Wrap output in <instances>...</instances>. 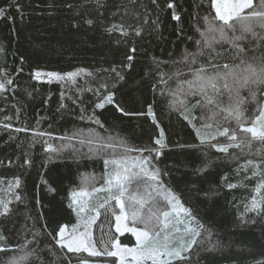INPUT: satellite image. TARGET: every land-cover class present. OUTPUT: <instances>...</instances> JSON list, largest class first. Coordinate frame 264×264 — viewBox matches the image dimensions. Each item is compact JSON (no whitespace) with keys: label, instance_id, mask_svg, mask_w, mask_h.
Returning a JSON list of instances; mask_svg holds the SVG:
<instances>
[{"label":"trees","instance_id":"1","mask_svg":"<svg viewBox=\"0 0 264 264\" xmlns=\"http://www.w3.org/2000/svg\"><path fill=\"white\" fill-rule=\"evenodd\" d=\"M69 3L73 8L67 7ZM121 3L126 0H107L106 8L98 12L94 0H0L7 17H0V83L6 88L0 91V201L8 202L10 209L6 216H0V234L7 237V244L0 243V248H8L0 251V262L26 257L20 264H37L35 256L27 255L36 248L39 264H79L81 259L90 264H116L115 257L68 253L52 238L58 239L64 226L74 233L82 231L85 220L94 215L88 208L107 201V211L100 210L95 224L94 239L99 250H103L101 237L105 242L117 239L115 200H110L106 191H92L102 187L101 177L106 179L114 169L104 165L108 152L100 141L106 144L114 140L146 150L131 151L134 154L153 157L160 179L182 209L171 212L173 223L182 217L187 221L183 211L189 208L203 225L184 264H260L264 261V225L258 222L241 227V221L255 218L248 207L253 197L264 196V189L255 191L260 176H253L246 166L249 159H264V143L253 140L249 148L246 143L251 138L239 133L245 144L230 148L228 153L201 145L192 126L177 111L176 102L184 97L172 95L182 80L191 79L189 69L180 62L181 55L186 49L197 51L192 41H202L208 35V21L215 15L211 0H156L155 4L138 0V10L147 11L148 23L140 37L117 45L118 34L109 36L104 26L118 22L123 10L118 13L117 5ZM169 3L175 7L169 8ZM173 14L180 19H174ZM81 16L95 19V25L89 27ZM133 46L138 49L134 67L122 70L124 81H114L113 74L104 70L118 66L124 52ZM232 59L228 52L219 62ZM80 68L93 76L80 75L74 82L45 81L35 76L37 72L63 74ZM161 73L166 74L167 83L161 82ZM9 79L13 81L10 85L6 83ZM105 83L115 93V103L96 108L108 91L100 87ZM247 91L242 89V95ZM115 105L129 114L118 112ZM231 123L221 126L231 129ZM217 126L201 132L217 135L211 143H229L218 135ZM156 139L165 146L156 145ZM82 188L89 195L76 199L87 205L84 212L72 196ZM165 194L162 189L156 197L158 209L166 206ZM33 233L39 234V245L18 247L26 239L31 241ZM119 242L128 246L136 243L129 233L120 236Z\"/></svg>","mask_w":264,"mask_h":264},{"label":"snow or ice","instance_id":"2","mask_svg":"<svg viewBox=\"0 0 264 264\" xmlns=\"http://www.w3.org/2000/svg\"><path fill=\"white\" fill-rule=\"evenodd\" d=\"M153 4L156 0H151ZM94 6L99 12L106 8L107 0H94ZM73 8V4L67 5ZM169 8L175 7L173 3L168 4ZM211 7L215 10V15L208 21L207 34L202 41H192L197 51L185 50L181 55V63L189 69L191 79L185 78L179 86L172 92L173 96H183V100L176 102L179 115L183 117L193 128L200 144H208L211 148L220 153H228L230 148H241L245 140L238 134H250L251 139L247 140L246 146L251 148L252 141L264 143V0H211ZM123 10L119 15L118 22H109L104 26V32L111 36L117 33L115 43L117 45L130 42L131 37H140L144 30V25L148 23L145 18L147 11L141 13L138 10V0H126V3L117 5V12ZM81 15V13H77ZM174 19L179 20L178 15ZM0 17L7 18L5 9L0 8ZM84 23L89 27L95 25L96 20L84 18ZM191 40V37L188 38ZM248 41V43H245ZM227 44L230 47L225 48ZM220 46V50L217 49ZM138 51L136 47H130L124 52V60L116 67H109L105 72L113 74L114 81H124L123 69L134 67V54ZM231 52L232 61L220 63L225 59V53ZM204 58L203 62L201 58ZM238 61V63L236 62ZM159 67V62H157ZM180 73H176L179 75ZM41 73L35 74L36 78L41 77ZM48 77L61 81H75L80 75L93 76L92 72L84 68L74 72L59 73L50 72L44 74ZM166 74L161 73V82L167 83L164 79ZM7 84H12V80H7ZM101 89H108L107 93L101 97V102L95 105L96 108H104L105 104H114L115 93L102 84ZM247 89V94L242 95L241 90ZM5 83H0V91H5ZM155 90V86H154ZM227 95L228 103L224 104V96ZM116 110L124 115H128L122 107L115 105ZM151 113V105L149 106ZM223 114L222 119L228 123L235 122L236 127L217 126L219 136L226 137L229 143H211L217 140V135L202 134L201 129L213 127L212 121ZM153 118L154 114H153ZM83 119V117H81ZM100 124L99 119L95 121ZM199 124V127L197 126ZM10 127V125H5ZM103 127V125H101ZM20 131V129H17ZM161 134L162 131H161ZM47 135V133H41ZM85 141L81 140L83 144ZM89 144L91 140L87 141ZM101 147L123 149L118 156L114 153L112 157L104 159L105 166H115L104 180V185L100 188H93L94 192L106 191L110 193V200H115L119 204L120 212L115 215V228L117 232H131L136 239L134 247L127 244L121 245L119 240L104 241L101 237L100 244L103 250H99L96 241L91 239V225L95 223L101 215V209L107 211L108 202H102L97 207L88 208L89 212L94 213L85 220V231L78 237L65 238L66 227L59 229L58 236L52 238L60 245L61 249H67L68 253H88L89 257H115L118 264H184L190 259V252L193 246L197 245V237L201 235L199 229L202 224L192 215L191 209L184 208L187 223L184 220H170L171 212L160 210L157 207L156 197L161 190L166 193L163 197L167 205L175 210L178 198L171 194V190L164 185L160 169L153 164V157L143 156L139 163L127 165L128 152L146 151L144 149H133L123 141L117 142L109 140L105 144L100 141ZM156 145L161 148L160 139L155 140ZM189 147H195L190 145ZM157 155L160 150L155 149ZM259 156L260 153L258 152ZM246 166L252 169L253 176H260L255 191L260 192L264 189V159L255 161L249 159ZM199 171H203L200 169ZM19 184V181H16ZM227 187L233 188L236 185L228 184ZM171 194V195H169ZM89 193L83 188L78 193L74 191L72 196L74 203L79 206V211L84 212L87 205L77 200L79 196H87ZM19 199V197H17ZM69 207H72L70 204ZM0 216H6L10 209L8 202L0 201ZM248 211L255 213V218L241 221V227L255 225L258 222L264 225V196L259 199L253 197ZM128 221L133 225L128 227ZM195 222V227L193 223ZM183 226V227H181ZM75 231V229H74ZM264 236V227L261 229ZM31 241L25 240L24 245H18L21 249L28 244L39 245V234L33 233ZM264 242V241H262ZM0 243L7 244V237L0 234ZM218 251L219 249L215 248ZM0 251L7 252L8 248H0ZM27 255L36 257L39 264V253L36 248L29 251ZM26 257H21L23 261ZM20 261L9 259L0 264H20ZM63 264V262H61ZM79 264H90L88 259H81ZM260 264H264L261 261Z\"/></svg>","mask_w":264,"mask_h":264},{"label":"rangeland","instance_id":"3","mask_svg":"<svg viewBox=\"0 0 264 264\" xmlns=\"http://www.w3.org/2000/svg\"><path fill=\"white\" fill-rule=\"evenodd\" d=\"M42 75H41V77L39 78L40 80H45V81H61V80H57V79H55V78H52V77H48V76H46V75H44V74H46V73H50V72H40ZM212 123L214 124V125H222V124H226L227 126L229 125L228 123H226V121H224L221 117H217V120L216 121H212ZM233 123V124H232ZM231 124L233 125L232 127L234 128V127H236V125H235V122L233 121ZM248 136L250 137V134H248ZM251 138V137H250ZM93 144H95L96 146H99V145H97V143H93ZM101 146V145H100ZM120 149H122V148H120ZM106 151L108 152V154H107V156H105V158L106 159H108V158H110V157H112L113 156V154L115 153L117 156L121 153V152H123V149L122 150H119V148L117 147V148H115V149H109V148H106ZM127 156H128V159H127V161H126V163H127V165H132L133 163H139V161H140V159H141V157L142 156H139V155H137V154H134L133 152H128V154H127ZM115 167V166H114ZM115 208L117 209L116 210V215H118L119 214V212H120V208H119V204L115 201ZM158 206V205H157ZM160 210H168V211H170V212H175V213H180V212H182V209H179V206L176 204V207H175V210L173 211L172 210V206H170V205H167L166 204V206L165 207H162V208H160ZM183 213H184V211H183ZM99 218V217H98ZM98 218H97V220L95 221V223H93L92 225H91V228H90V231H91V239L92 240H94L95 241V239H94V227H95V224H96V222L98 221ZM173 219L174 218H170V220L172 221V222H174L173 221ZM114 220H115V216H114ZM178 220H184V218L182 217V218H180V219H178ZM185 221V223H187V221L186 220H184ZM115 223H116V221H115ZM128 223V227H133V226H140V225H130L129 224V221L127 222ZM65 227V226H64ZM114 230L116 231V228H115V225H114ZM85 231V228L82 230V231H80V232H76V233H74V232H71L67 227H66V232H65V238L66 239H69V238H72V237H78L79 235H80V233H82V232H84ZM116 233H117V239L116 240H119V237L120 236H122V235H124V234H127V233H129V234H131L134 238H135V236L131 233V232H128V231H124L123 233H120V232H117L116 231ZM58 239H59V236H58ZM135 241H136V239H135ZM97 245V244H96ZM122 245V244H121ZM135 246V245H134ZM134 246H128V247H134ZM97 248H98V246H97ZM99 249V248H98ZM91 264H110V263H102V262H96V263H91ZM116 264H118V261L116 262Z\"/></svg>","mask_w":264,"mask_h":264}]
</instances>
